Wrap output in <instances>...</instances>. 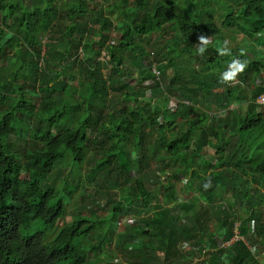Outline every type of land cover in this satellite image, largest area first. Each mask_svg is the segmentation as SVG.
Wrapping results in <instances>:
<instances>
[{"label":"trees","instance_id":"trees-1","mask_svg":"<svg viewBox=\"0 0 264 264\" xmlns=\"http://www.w3.org/2000/svg\"><path fill=\"white\" fill-rule=\"evenodd\" d=\"M96 1L0 0V62L11 51L20 58L10 76L0 68V264H91L113 242L97 238L105 223L93 208L45 236L86 187L82 174L99 189L124 184L114 200L107 190L108 223L117 232L119 218L140 216L139 226L118 236L132 264H264L257 258L264 251V113L248 104L239 116L228 113L264 89L223 81L233 60L246 62L242 82L262 75L253 45L264 46V0ZM167 31L173 35L156 45L160 55L149 52L150 38ZM225 32L242 34L249 50L219 55ZM200 34L211 41L202 56ZM211 140L214 162L203 157ZM16 142L28 144L23 159ZM171 167L174 179L188 182L181 192L198 193L206 206L181 202L175 184L160 181ZM226 195L227 204L218 203ZM236 232L240 239L222 247ZM187 244L195 252L182 251Z\"/></svg>","mask_w":264,"mask_h":264},{"label":"rangeland","instance_id":"rangeland-1","mask_svg":"<svg viewBox=\"0 0 264 264\" xmlns=\"http://www.w3.org/2000/svg\"><path fill=\"white\" fill-rule=\"evenodd\" d=\"M96 2L98 3V7L101 5H106V3H107L106 0H97ZM93 5H96V3H93ZM226 12H227V10H226ZM226 12L224 10H222L221 12L218 13L217 24L219 27H221V24L223 21V16L225 15ZM95 29H98V28L95 27ZM225 34L227 36L225 35L226 40L224 41V44H225V42H227L226 46L230 49V51H238L240 49H244L246 51L249 50L250 46L244 47L245 42L243 40L244 37L242 34H240L238 32H225ZM172 35L173 34L171 31H167V34L163 35L162 37H158V35H154L149 40V43H148L149 46L147 45V50L149 52L156 51L158 53V55H160V53L162 51L157 50L158 49L157 47H162L163 45H166V43L170 41ZM155 39L158 41V43L154 42ZM46 41H47V36L43 35L41 38V42L44 44ZM111 42L115 43L116 38L112 36ZM156 45H157V47H156ZM253 48L256 49L258 51V53L262 52L260 56H262L263 60H264V46L258 47V45H253ZM259 51H261V52H259ZM246 53L248 55V63H251L253 61V56H252L253 52H246ZM262 57H260V58H262ZM100 58H101V60H105L103 57H100ZM151 58H154V56H152V54H151ZM15 63H20V58L15 52L11 51L0 62V68L4 69L5 74L7 76H10L12 73L9 71H12L11 68L14 66L13 64H15ZM140 67H141V65L139 64V62L136 63L135 70H139ZM2 73H4V72H2ZM238 77L239 76H237V78H236V80H237L236 82H238L242 86H247L246 88L248 90H253L257 86H261L264 89V71H263L262 75L259 77H253V76H250V74H249L248 78H247L248 81H246V79H244V81L242 82V80ZM70 81H71L70 83H73L76 80H70ZM18 82L20 84L24 83V81H22V82L18 81ZM124 82L132 84L133 86L136 85V80L124 79ZM230 83H231V81H230ZM238 83H236V84H238ZM22 86L24 89L29 90L33 93L37 92V90H38L37 87H33L30 82H26L25 85H22ZM221 89H223V88H221ZM260 95H264V94H260ZM147 96L150 97L151 93L148 92ZM225 97L226 96L221 98V100H224ZM31 98L33 100H35L36 103H39L41 100L40 96H37L35 94H33L31 96ZM131 101L132 100L124 101V105H127V106L131 105L132 104ZM176 103H178V99L176 96H174V98L171 99L170 107H174L176 105ZM240 104H242L243 106H240V105L231 106L228 109V113L230 111H236V114L233 116H239L245 110L244 104H248V105H252V106L255 105L257 107L261 106L258 103V99L256 102H250L249 101L247 103H240ZM257 109H259V111H261V112L263 111V113H264L263 106L260 108H257ZM221 111H223V109L220 106L218 108L217 112H221ZM227 135H228V133L225 135V138L228 139ZM28 140H29L28 137H26V141H28ZM15 141H16V139L13 138L11 142H15ZM150 142H152L151 139H149L148 143H150ZM212 146H214L213 140H211V147L207 148L203 152V157L206 160L214 162L216 160V158H215V150L213 149ZM226 147L228 148V146H226ZM28 149H29L28 144H26L25 142H22V143L16 142L15 143L14 151L17 155L20 156V158L22 157V159H23V155H24L23 152L25 150H28ZM226 151H227L226 154L228 155V149ZM92 157H96V155H93ZM200 159H202V157ZM93 166H94V164H92L90 161H88V163L86 165V169L89 170ZM172 170H173V167L168 168V170L165 171L164 175L158 176L160 181H163V182H170L171 181L173 184H175V186L177 187V190L179 191L178 196H179L181 202L182 201H188V200L194 198V200H196V203L199 206H201V205L206 206V204H205L206 202L204 201V199H202V197H200V195L198 193H195L194 195H190L188 193L184 194L183 192H181V190H180V189H182L181 186L187 187L188 182L186 179H181V181H180L181 184H180V182L178 180L174 179L173 176L171 175ZM147 174H149V176H151L150 172H148V171H147ZM82 178H84V183H85L86 187L80 188V190L75 194L74 199L71 200V202L67 205V212L69 215L65 216V218L59 219L55 223L54 226L48 227V229H47L48 231L45 232V236H47V240H48V238L50 239L52 237V235L54 238V236L56 235V232L58 231V229H60V227L71 222L72 216H70V215L73 214V216H75L78 214H84L86 212L89 213V211H91V208H93V210L95 212L94 216L97 217V219H100L102 222L104 221V223H105L104 229H101V227H100L102 232L97 233V235H96L97 238H98V236H100V237H103L105 240H112L113 242L112 243L108 242L107 244H105L103 251L99 252L97 254L98 258L91 256V258H90L91 264H99V262H102V264H107V263H111V264H132V260L127 254V249H125L122 245H119V240H118V236L125 233L124 231H125L126 226H121V225L119 226L118 225L117 232H112V230L110 229L111 223H108V218L110 217V215H112V210H111V207L109 204V196L107 195V192H108L107 190L109 188H111V190L110 189L109 190L112 192L111 193L112 199L114 200L115 198H117L119 196L120 188L124 187V184H122L121 186H119V185L117 186V185L113 184L109 188L106 187V188H100L99 189V188H96L94 181L89 179V177L86 176L85 174H82ZM131 180H133V178ZM121 181L123 183L124 180H121ZM151 181H152V179H150L151 187L157 186V185H155V183H152ZM124 183H126V181ZM65 200H66V198H64V204L66 205ZM226 201L228 202V195L224 196L223 199H221V201H219L218 203L223 202V204L226 205L227 204ZM129 202H130V200H128V199L125 200V204H128ZM162 202H163L162 198H160L159 203L162 207H164ZM75 207H78L79 209L75 208ZM154 210H155L154 206L146 208L144 210L143 216H148L150 214H153ZM181 214H182L181 216L183 218L186 217V214H184L182 212H181ZM139 218H140V216L138 214H135V215L133 214L130 216H124V217H121L118 219V223H120V224L122 223L123 225L127 224L131 227H135V226L137 227L140 225ZM102 226H104V224ZM131 227H130V229H131ZM104 232H107V234H104ZM26 234L27 233H24V235H26ZM92 235H95V234L93 233ZM222 239H223V241H225V243L227 242L225 238H222ZM228 243L232 244L231 241ZM81 244H82V246H86L87 241H82ZM90 244H94L95 246L100 247L98 244V241H96L95 239H91ZM74 245L77 246L78 244L74 243ZM194 247H195V244H192V247L189 244H187V245H184V247H182V251H190L193 249V252H195L196 248H194ZM224 247H227V246H224ZM193 254H195V253H193ZM260 256H261L260 260L264 261V256L263 255H260ZM196 261L199 262V259H197ZM179 264H184V263L180 260ZM190 264H196V262L190 263Z\"/></svg>","mask_w":264,"mask_h":264},{"label":"clouds","instance_id":"clouds-1","mask_svg":"<svg viewBox=\"0 0 264 264\" xmlns=\"http://www.w3.org/2000/svg\"><path fill=\"white\" fill-rule=\"evenodd\" d=\"M210 38L204 34H200L198 36L197 43V53L199 55H203L207 50L210 44ZM227 42H225V46H220L217 48V52L219 55H229L230 49L226 46ZM246 62L241 60H233V62L229 65L230 71L223 75V81L225 83L234 81L238 74L243 73L246 69Z\"/></svg>","mask_w":264,"mask_h":264},{"label":"built area","instance_id":"built-area-1","mask_svg":"<svg viewBox=\"0 0 264 264\" xmlns=\"http://www.w3.org/2000/svg\"><path fill=\"white\" fill-rule=\"evenodd\" d=\"M259 97H260V98H259ZM257 99H258V103H259L261 106H264V95H260V96H258ZM257 99H256V101H257ZM120 225H121V226H127V224H124V225H123L122 223H121V224L119 223V226H120ZM125 229H126V227H125ZM239 239H240V238H239L238 232H236V233H235V236H234V239H232L231 242L233 243V242H235V241H237V240H239ZM261 240H262V238H260V241H261ZM228 245H230V244H229L228 242H226V243L223 245V247H224V246H228Z\"/></svg>","mask_w":264,"mask_h":264},{"label":"crops","instance_id":"crops-1","mask_svg":"<svg viewBox=\"0 0 264 264\" xmlns=\"http://www.w3.org/2000/svg\"><path fill=\"white\" fill-rule=\"evenodd\" d=\"M253 248H254V247H253ZM259 248H260V247L258 246V247L256 248V250H259ZM254 250H255V248H254ZM257 253L259 254V255L257 256V258H259V259H260V257H261L260 255H263V256H264V251H261V250H260V251H258Z\"/></svg>","mask_w":264,"mask_h":264}]
</instances>
